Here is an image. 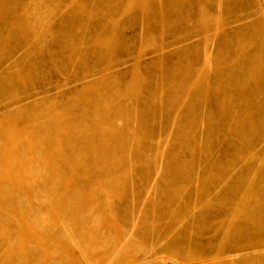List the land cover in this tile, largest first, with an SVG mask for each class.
I'll use <instances>...</instances> for the list:
<instances>
[{
	"label": "rangeland",
	"instance_id": "obj_1",
	"mask_svg": "<svg viewBox=\"0 0 264 264\" xmlns=\"http://www.w3.org/2000/svg\"><path fill=\"white\" fill-rule=\"evenodd\" d=\"M63 221L89 264H264V0H0V264H86Z\"/></svg>",
	"mask_w": 264,
	"mask_h": 264
},
{
	"label": "bare ground",
	"instance_id": "obj_2",
	"mask_svg": "<svg viewBox=\"0 0 264 264\" xmlns=\"http://www.w3.org/2000/svg\"><path fill=\"white\" fill-rule=\"evenodd\" d=\"M61 228H62V231H63L64 238L70 243V245L73 247V249L78 253L80 259L82 261H84L86 264H89L87 256H86V253H85V251L83 249V246H82L80 240L76 237L74 231L70 228L68 223L63 221L61 223ZM130 237L131 236L125 237L124 242L122 244L120 243L121 246L118 247V251L121 250L128 243V240L130 239ZM235 259H236V257H235Z\"/></svg>",
	"mask_w": 264,
	"mask_h": 264
}]
</instances>
